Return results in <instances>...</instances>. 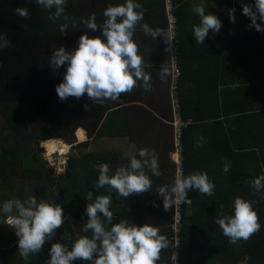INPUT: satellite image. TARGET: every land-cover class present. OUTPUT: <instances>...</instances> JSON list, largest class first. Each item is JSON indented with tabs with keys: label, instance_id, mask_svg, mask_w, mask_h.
Wrapping results in <instances>:
<instances>
[{
	"label": "trees",
	"instance_id": "16d2710c",
	"mask_svg": "<svg viewBox=\"0 0 264 264\" xmlns=\"http://www.w3.org/2000/svg\"><path fill=\"white\" fill-rule=\"evenodd\" d=\"M104 1L66 0L69 28L62 34L63 17L56 21L49 19L55 8H43L35 0H0V208L8 195L23 190L22 184L26 182L36 185L33 190L30 188L29 197L35 196L37 202L60 204L65 214L63 226L45 242L42 251L24 260L18 251L19 237L8 227L0 211V264H48L53 243L60 242L71 249L80 236H91V231H83L88 219V191L93 192L94 198L112 196L113 224L120 220L130 225L147 223L158 227L160 234L171 243L172 208L165 211L163 199L156 191L158 185L153 183L151 191L127 198L118 196L107 186L94 187L99 177L96 168L109 163L111 158L109 164L115 168L109 175H113L119 159L90 152L92 141L76 143L74 133L82 127L93 141L116 137L120 127L117 111H110L113 105L108 101L103 105L94 104L87 94L80 99L69 97L62 101L56 92L67 64L54 71L49 64L52 54L60 47L74 50L84 33L102 36L80 21L95 13L100 24L98 7L102 8ZM229 1L223 7V57L218 58L215 80L201 83L194 79L193 84L186 87L185 84L191 82H184L188 72L181 73L177 66L179 74L174 83L178 108L173 112L188 123L182 128L181 137L184 176L204 171L216 185L212 196L202 195L195 189L188 192L193 203L185 209L179 236V260L183 264H244L245 256L249 257L246 264H264V190L257 192L250 183L264 174V31L249 27L250 17L243 14V5L254 6L255 0ZM18 7H26L29 17H19L15 11ZM87 7L98 10L86 11ZM230 9L235 10L234 23L229 17ZM73 20L77 28L72 27ZM258 22L264 25V21ZM169 89L170 84L168 95ZM169 106V125L173 129L170 95ZM201 136L206 142L194 147ZM40 142L44 150L49 144L71 145L61 172L55 173L41 158ZM228 161L231 167L225 173L223 168ZM170 173L174 180V165ZM29 197L19 200L23 202ZM236 197L254 202L261 223L260 231L247 242L239 241L238 246L229 243L215 223L221 203L225 214L234 215ZM169 255V247L162 250L157 264L168 263ZM73 264H93V261L78 259Z\"/></svg>",
	"mask_w": 264,
	"mask_h": 264
},
{
	"label": "clouds",
	"instance_id": "9594fccd",
	"mask_svg": "<svg viewBox=\"0 0 264 264\" xmlns=\"http://www.w3.org/2000/svg\"><path fill=\"white\" fill-rule=\"evenodd\" d=\"M35 2L46 9L55 8L49 19L56 21L63 17L64 23L60 25V32L63 34L68 31L66 0ZM15 11L22 18H28L30 15L26 7H18ZM193 11L198 14L200 22L193 27L192 33L196 43L203 44L210 31L213 33L220 31L222 21L213 13L206 14L202 5L195 6ZM145 12L146 9L137 0H126L123 4H110L104 10L103 15L106 19L102 24L97 23L95 13L88 19L80 21L93 32L102 29V36H89L84 33L74 50L69 51L65 47H60L52 54L49 64L54 71L67 64L63 81L56 88L60 100L69 97L80 99L87 94L94 104L103 105L108 100L117 101L122 94H127L137 87L151 91V76L145 71L150 65L145 63L143 55L140 54L134 34L139 26L145 35L153 39L162 36L167 45L166 51L169 52L172 51L173 37L171 30L165 33L159 28L153 29L147 23H141ZM243 14L250 17L249 27L264 31V25L258 22L264 21V0H255L254 6L245 3ZM229 17L234 23L236 20L234 9L229 10ZM72 27H78L75 20L72 21ZM171 65L169 61L168 65L164 64L161 67L159 78L162 81L170 77ZM174 65L177 69L175 61ZM84 107L86 110L89 109L87 104ZM205 142L204 137H198L194 147H200ZM138 155L139 159L135 155L131 156L130 164L119 167L113 175H109V165L103 164L99 169L95 189L107 186L112 192L124 198L151 191L152 180L148 172L156 177L162 175L158 155L155 149L148 147L141 148ZM45 162L49 165L47 160ZM230 167L231 162H226L223 171L227 173ZM250 183L255 191L264 190V174L257 176ZM215 187L207 172L197 171L187 176L177 174L170 188L165 185L158 187L156 191L163 199V206L167 211L176 200L190 202L189 191L195 189L202 195L212 196ZM86 199L89 201L86 206L88 219L83 231L85 233L91 231L92 235L80 236L71 249L63 243H53L49 250L48 264H73V261L78 259L93 261V264H157L162 250L168 248L170 244L169 239L160 234L158 227L147 223L130 225L126 220L113 224L114 213L110 210L111 195H98L94 198L93 192L88 191ZM253 204L251 200L236 197L233 203L234 215L225 214L224 205L220 204L221 211L215 223L228 238L229 243L238 246L239 241L247 242L260 231V218ZM0 211L5 215L8 227L14 229L19 237L18 251L24 260H28L30 254L41 252L45 242L64 224L65 214L60 204H52L45 200L37 202L35 196L23 202L7 200ZM248 259L249 257L245 256L244 264Z\"/></svg>",
	"mask_w": 264,
	"mask_h": 264
},
{
	"label": "crops",
	"instance_id": "0c3cea01",
	"mask_svg": "<svg viewBox=\"0 0 264 264\" xmlns=\"http://www.w3.org/2000/svg\"><path fill=\"white\" fill-rule=\"evenodd\" d=\"M137 2L146 9L141 23H147L151 28H159L167 33L165 1L137 0ZM123 3H126V0H105L101 3L103 4L102 8L98 7L100 11L96 7H87L85 10L93 8L98 10L97 17L102 24L106 19L103 15L104 10L110 4ZM226 3H230V1L171 0L176 27L175 41L173 40L172 51L170 52L166 51L167 45L162 36L153 39L151 36L145 35L138 26L134 39L139 44V52L143 55L145 63L150 65L145 71L151 76V91L137 87L127 94H122L117 101L108 100L113 105L110 111H117L118 113L117 122L120 130L116 137H103L93 141V139L88 138L86 131L79 127L74 133L76 143L92 141L89 151L94 154L117 157L119 159L118 168L124 163L128 166L130 157L133 155L139 159L138 153L141 148L155 149L162 175L156 177L148 172L152 186L154 183L159 187L165 185L171 187L173 175L170 172L174 165V137L173 129L169 125L171 118L168 95L169 77L162 81L159 78V72L164 64L168 65L169 61L170 64H174L175 61L181 73L188 72L189 76L184 82H191L186 83V87L192 85L194 79L195 82L201 80V83L207 80H215L219 70L218 58L221 60L223 57V7ZM197 5H202L206 14L213 13L222 21L220 31L218 33L210 31L203 44L196 43L192 33L193 27L200 22L198 14L193 11ZM97 31L102 33V29ZM67 145L69 146V144ZM69 149H71L70 146ZM109 160L111 161V158ZM109 163L107 164L110 171H114L115 166H110ZM99 169L100 167L96 168V170ZM189 214H191V210H189Z\"/></svg>",
	"mask_w": 264,
	"mask_h": 264
},
{
	"label": "built area",
	"instance_id": "2783aa9c",
	"mask_svg": "<svg viewBox=\"0 0 264 264\" xmlns=\"http://www.w3.org/2000/svg\"><path fill=\"white\" fill-rule=\"evenodd\" d=\"M165 1V9L167 14V30H171L172 37L174 40L175 35V27H176V20L175 16L173 15V7L171 4V0H164ZM178 75V70L175 68V65H171V80H170V105L172 108V112L174 109L178 108V104L176 103V99L173 94L174 90V83L175 79ZM172 128L174 129V154H173V164L175 166V174H174V180L177 174H181L184 176V149L183 144L181 142L182 137V128L186 127L188 123L182 120L181 117H179L178 113L172 114V121H171ZM175 157V159H174ZM49 163V166H52V164ZM62 166V165H60ZM65 166V165H64ZM173 180V184H174ZM188 201H179L176 200L174 205L172 206V219L170 223V227L172 229V235H171V243H170V255H169V262L165 263L162 262L160 264H183L181 260H179V257H181V240H179V236H181V230L183 227V220H184V213L185 209L189 208L193 200L190 196H188Z\"/></svg>",
	"mask_w": 264,
	"mask_h": 264
},
{
	"label": "rangeland",
	"instance_id": "374dc122",
	"mask_svg": "<svg viewBox=\"0 0 264 264\" xmlns=\"http://www.w3.org/2000/svg\"><path fill=\"white\" fill-rule=\"evenodd\" d=\"M1 42H3V41H1ZM69 146L71 147V145H69ZM41 147H42V144L40 145V143H39L38 144V150H41ZM97 149H98V147H97ZM42 150H43V152H42ZM42 150H41V158L44 161L47 160L48 162H50V164H52V168H53L55 173L61 172L63 170L64 165L67 162V159L70 155L71 149H69L68 153L66 155H63V156L59 155V154H55L54 156H50L49 152H48V146L47 145L45 146V150L44 149H42ZM60 165H62V166H60ZM35 187H36V185L32 186L31 183L23 182V184H22L23 190H21L20 192L17 191V192H14L13 194L8 195L7 199H5V201L10 200V199H12V200H19L20 199L21 200V198L23 196L29 197V195L31 194L30 188L33 190V188H35ZM14 214H15V212H14ZM10 238H12V236H10Z\"/></svg>",
	"mask_w": 264,
	"mask_h": 264
},
{
	"label": "bare ground",
	"instance_id": "6f19581e",
	"mask_svg": "<svg viewBox=\"0 0 264 264\" xmlns=\"http://www.w3.org/2000/svg\"><path fill=\"white\" fill-rule=\"evenodd\" d=\"M47 146H48V152L50 156H54L55 154H59L63 156V155H66L69 151V146L67 144H63V145L49 144Z\"/></svg>",
	"mask_w": 264,
	"mask_h": 264
}]
</instances>
